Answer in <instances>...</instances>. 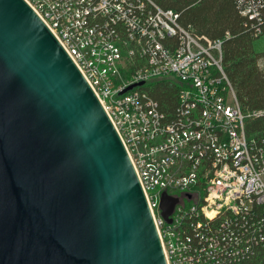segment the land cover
Wrapping results in <instances>:
<instances>
[{"label": "built area", "instance_id": "2783aa9c", "mask_svg": "<svg viewBox=\"0 0 264 264\" xmlns=\"http://www.w3.org/2000/svg\"><path fill=\"white\" fill-rule=\"evenodd\" d=\"M25 1L109 115L167 263L264 264V130L249 128L264 109H242L223 41L155 0ZM166 79L181 83L172 115L146 88ZM165 192L177 200L171 221Z\"/></svg>", "mask_w": 264, "mask_h": 264}, {"label": "water", "instance_id": "95a60500", "mask_svg": "<svg viewBox=\"0 0 264 264\" xmlns=\"http://www.w3.org/2000/svg\"><path fill=\"white\" fill-rule=\"evenodd\" d=\"M0 264H168L109 115L25 0H0Z\"/></svg>", "mask_w": 264, "mask_h": 264}, {"label": "trees", "instance_id": "16d2710c", "mask_svg": "<svg viewBox=\"0 0 264 264\" xmlns=\"http://www.w3.org/2000/svg\"><path fill=\"white\" fill-rule=\"evenodd\" d=\"M179 14L182 25L198 35L223 41V66L244 111L264 109V0H155ZM256 14V15H255ZM146 88L172 115L181 83L155 80ZM264 130V116L249 123Z\"/></svg>", "mask_w": 264, "mask_h": 264}, {"label": "rangeland", "instance_id": "374dc122", "mask_svg": "<svg viewBox=\"0 0 264 264\" xmlns=\"http://www.w3.org/2000/svg\"><path fill=\"white\" fill-rule=\"evenodd\" d=\"M257 48H258L259 50H263V49H264V37L261 38V39L258 41V43H257Z\"/></svg>", "mask_w": 264, "mask_h": 264}]
</instances>
